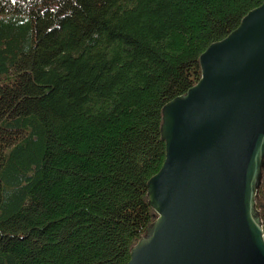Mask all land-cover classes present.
Listing matches in <instances>:
<instances>
[{"label":"trees","instance_id":"trees-1","mask_svg":"<svg viewBox=\"0 0 264 264\" xmlns=\"http://www.w3.org/2000/svg\"><path fill=\"white\" fill-rule=\"evenodd\" d=\"M262 0H0V264H126L156 217L161 110ZM253 208L264 238V177Z\"/></svg>","mask_w":264,"mask_h":264},{"label":"water","instance_id":"water-1","mask_svg":"<svg viewBox=\"0 0 264 264\" xmlns=\"http://www.w3.org/2000/svg\"><path fill=\"white\" fill-rule=\"evenodd\" d=\"M200 76L161 110L156 213L126 264H264L253 208L264 152V0L199 55Z\"/></svg>","mask_w":264,"mask_h":264},{"label":"rangeland","instance_id":"rangeland-1","mask_svg":"<svg viewBox=\"0 0 264 264\" xmlns=\"http://www.w3.org/2000/svg\"><path fill=\"white\" fill-rule=\"evenodd\" d=\"M258 165H259V171L262 174V176L264 177V152L259 157V164Z\"/></svg>","mask_w":264,"mask_h":264}]
</instances>
